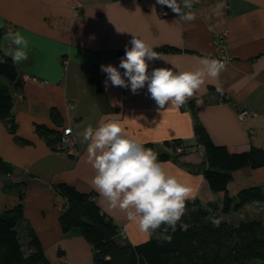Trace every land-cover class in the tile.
I'll return each mask as SVG.
<instances>
[{"label": "crops", "instance_id": "1", "mask_svg": "<svg viewBox=\"0 0 264 264\" xmlns=\"http://www.w3.org/2000/svg\"><path fill=\"white\" fill-rule=\"evenodd\" d=\"M158 7L157 0H0V45L8 30H18L29 40L28 59L16 64L23 82L20 90H13L16 130L0 119V156L14 166L12 174L0 173V210L17 204L23 193L19 228L35 231L52 264H94L90 243L76 231H62L63 197L55 186L60 182L93 192L101 210L121 228L126 226L129 242L151 237V232L139 230L137 221L109 210L91 186L95 170L87 162L88 142L82 133L89 125L97 127L105 116L118 117L127 132L143 144L151 142L157 152L171 153L170 158L158 160L170 173L187 180L194 199L204 204H220L225 192L211 190L203 175L206 162L194 136L195 117L213 141L230 152L252 145L264 149V0H202L192 10L196 19L191 22L160 16ZM215 28L228 30L230 58L218 80L206 81L187 107L159 109L147 84L136 93L130 85L112 86L110 80L106 86L107 73L101 65L119 67L134 33L166 61L190 70L199 67L204 56L219 60ZM166 61H150L149 73L171 67ZM244 108L251 113L241 119L238 111ZM53 109L60 123L53 120ZM37 124L59 132L69 127L73 150H53ZM176 138L183 146L181 154L165 144ZM263 182L264 166L237 169L228 192L236 194Z\"/></svg>", "mask_w": 264, "mask_h": 264}, {"label": "trees", "instance_id": "2", "mask_svg": "<svg viewBox=\"0 0 264 264\" xmlns=\"http://www.w3.org/2000/svg\"><path fill=\"white\" fill-rule=\"evenodd\" d=\"M22 85L16 64L10 57H4V62H0V119L6 121L12 131L16 130L12 115L13 90H20ZM51 115L60 123L56 109ZM193 126L196 144L203 148L205 155L203 175L211 190L223 191L225 195L220 204L215 201L204 204L197 199L187 201L188 211L182 222L189 223L190 227L184 231L178 224L175 232L169 229L170 242L161 240V228L151 232L148 240L133 244L120 235L121 227L101 210L93 192H82L65 182L55 185L63 197L59 216L62 231H76L90 243L94 264H264V221L243 218L232 222L223 218L231 212L240 213L249 204L264 205V182L244 187L234 195L228 192L235 170L264 166V149L252 145L245 151L230 152L225 145L213 141L196 117ZM36 129L53 149L60 132L45 124H37ZM165 144L175 149L182 143L176 138L173 142L166 140ZM144 146L152 148L158 159L172 156L166 151L157 152L151 142ZM13 172L14 166L0 156V173ZM19 198L14 206L0 210V264H52L35 231L31 227L25 232L19 228V221L24 217L22 192ZM210 215L221 221L219 226L205 219ZM59 253L62 256L63 252Z\"/></svg>", "mask_w": 264, "mask_h": 264}, {"label": "clouds", "instance_id": "3", "mask_svg": "<svg viewBox=\"0 0 264 264\" xmlns=\"http://www.w3.org/2000/svg\"><path fill=\"white\" fill-rule=\"evenodd\" d=\"M157 3L171 8L186 22L196 19L191 11L192 0H157ZM3 41L0 62H4V57H10L14 64L28 59L29 40L20 31L8 30ZM130 44L119 67L101 65V71L107 73L105 84L107 86L110 80L112 86L127 88L130 85L133 93L147 84L159 109L165 105L185 104L206 81L218 80L227 63V58L221 61L204 56L199 60V67L184 70L166 61L151 43L135 33ZM155 60H164L171 67H157L149 73V62ZM217 90L222 91V88L218 86ZM82 135L88 142L87 162L95 170L91 186L109 210H118L129 220L137 221L141 232L155 233L162 228V241H171L169 229L175 232L178 224L184 231L190 227L189 223L182 222V217L188 211L186 202L194 200L192 186L170 173L164 162L158 160L157 153L127 132L118 117L105 116L97 127L89 125ZM205 219L214 226L221 222L211 215Z\"/></svg>", "mask_w": 264, "mask_h": 264}, {"label": "built area", "instance_id": "4", "mask_svg": "<svg viewBox=\"0 0 264 264\" xmlns=\"http://www.w3.org/2000/svg\"><path fill=\"white\" fill-rule=\"evenodd\" d=\"M202 0H192L193 7L191 11L196 7L197 4H199ZM81 9V4H77L75 10L76 14L79 13V10ZM186 11V10H185ZM158 14L160 16H177L179 17L176 13L172 11L171 8L159 4L158 7ZM228 30L227 29H214L213 30V42L218 48L219 51V60L223 61L225 58L229 60L230 58V53L228 51ZM188 101L183 104L179 105L180 107H187L188 106ZM249 113H251L247 109H240L238 111V115L241 119L246 117ZM70 128L69 127H63L62 130L60 131V136L58 140L55 142L53 150L56 151H63V152H71L73 150L74 146V139L72 137L71 131L69 132ZM175 150L178 152H182L183 148L181 146H177ZM120 235L125 238L127 233H126V226L123 225V227L120 229Z\"/></svg>", "mask_w": 264, "mask_h": 264}, {"label": "rangeland", "instance_id": "5", "mask_svg": "<svg viewBox=\"0 0 264 264\" xmlns=\"http://www.w3.org/2000/svg\"><path fill=\"white\" fill-rule=\"evenodd\" d=\"M2 80L8 83L7 79L3 77H2ZM174 151L177 152L175 149ZM231 194H235V192L231 191ZM223 218L228 219L229 221H232V222H238L240 219H243V218H260L264 221V205L260 203H257V204L253 203L241 209L240 213L231 212L229 215H225ZM19 234L22 235V232L19 231Z\"/></svg>", "mask_w": 264, "mask_h": 264}]
</instances>
